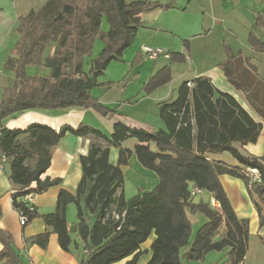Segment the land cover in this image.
<instances>
[{"label": "trees", "instance_id": "1", "mask_svg": "<svg viewBox=\"0 0 264 264\" xmlns=\"http://www.w3.org/2000/svg\"><path fill=\"white\" fill-rule=\"evenodd\" d=\"M157 8L168 6L157 0L129 4L125 0H47L38 10L18 19L14 31L17 40L2 65V70L13 77V84L0 95V157L5 158L7 178L17 191L11 197L12 206L29 221L42 219L48 229L33 237L31 243L45 248L50 232L54 233L63 251H69L72 245L82 247L79 264H114L131 256L126 264H137L144 253L140 247L152 234L155 239L147 264L201 262L208 253L225 249H229V264H244L248 220L237 218L219 176L245 182L261 228L264 159L243 156L232 144H254L262 125L254 123L230 95L215 90L209 80L198 78L191 88L183 83L175 101L159 105V117L166 131L137 129L121 121L113 125L109 137L85 125L63 126L58 131L36 123L22 130L3 126L5 119L27 111L72 108L122 119L115 109L93 98L90 90L115 85L111 82L98 85L97 78L110 62L120 61L130 47L139 27L138 16ZM103 19L108 25L106 32L101 29ZM263 37L264 14L256 13L247 44L257 54L264 55ZM96 40L104 47L91 58ZM224 49L227 60L219 69L264 123V75H258L249 58L233 56L225 44ZM168 60L170 64H182L186 57L172 53ZM141 61V55H136L132 64ZM32 67L44 68L49 74L30 76L26 69ZM171 80V68L166 66L149 78L143 91L150 95ZM214 94L218 95L215 99ZM67 133L92 137L87 155L79 158L81 179L74 195L61 191L54 212L40 216L29 211L21 197L41 194L59 184V179L40 177L50 167L51 149ZM128 139L137 142L133 151L122 147ZM149 144L155 145L156 152L150 150ZM110 148L118 149L116 165L109 162ZM225 152L237 162V167L206 158L207 154ZM132 156L143 169L155 175L157 183L152 190L127 199L122 190L121 167L127 166ZM246 169H256L260 181L249 184L242 174ZM32 184L35 188L30 190ZM192 186L212 196L219 209H213L207 201L192 202ZM68 205L75 208L77 222L72 233L80 240L78 245L68 229ZM196 215H201L205 223L192 237L190 217ZM222 226L225 233L216 239ZM0 245V264L21 263L11 236L1 229Z\"/></svg>", "mask_w": 264, "mask_h": 264}, {"label": "crops", "instance_id": "2", "mask_svg": "<svg viewBox=\"0 0 264 264\" xmlns=\"http://www.w3.org/2000/svg\"><path fill=\"white\" fill-rule=\"evenodd\" d=\"M0 1L5 3L9 2L11 6L9 11L6 10L8 15H6V11L0 7L1 16L5 14V19H7L6 27L2 29V36L6 40L4 50L5 58L8 57V52L12 50L17 40V35L14 31L18 19L28 14L31 10H38L47 0ZM136 1L145 0H125L127 4ZM157 1L164 6H168V8H157L149 12L141 13L138 16L139 27L130 45V47L134 45L137 55H141L142 57V61L133 67V70H137H135L136 72L133 75V82H137V87L139 89L138 93L126 94L128 85H125L123 81L116 82L114 86L95 87L90 90V95L93 98L97 99L104 106L115 109L116 112L122 116V119L118 117H103L92 110L72 108L67 111H27L15 117L5 119L3 121V126L9 130H22L36 123L58 131L63 126L77 128L80 125H85L97 129L102 134L109 137L112 134L113 125L121 121L137 129L166 131L165 125L159 117V105L175 101L177 98V90L181 84L188 83L191 88L193 87L194 80L202 78L209 80L215 90L230 95L249 115L254 123L262 125L257 141L254 144L249 143L242 146L239 143H234L232 145L243 156L264 158V123L261 117L250 107L245 96L241 92L236 91L226 81L222 71L219 69V66L224 64L227 60L224 49L225 44L230 48L233 56L241 55L242 57L249 58L251 63L257 67L258 75L260 77L264 75V55L255 53L247 44L249 31L254 26L256 13L264 14V0ZM101 29L104 32L108 30L105 19L102 21ZM97 47L99 48L98 51H100L101 45L95 42L91 58H95L101 53L96 52L94 55L95 48ZM143 47L162 49L164 52L168 53V55L172 53L184 55L186 57L184 63L187 64L188 70H193L194 72L193 78L191 80H183L185 75L180 71H178L179 74L177 76H174L176 74L173 68H177L179 64H170L168 59L162 57L156 60L147 59L142 53ZM124 53L122 54V59L118 62L123 61ZM87 60L90 61V59ZM145 61L154 62L152 65L153 67L145 76H141L139 67H142ZM166 66H170L171 68V82L156 89V91L150 95L143 93V87L149 78ZM84 69H88L87 64ZM28 70H32V74L27 73L30 76H47L49 74L48 70L41 67L27 68L26 72H28ZM105 71L97 78L98 85L111 82L101 81V77L104 76ZM12 84L13 79L9 75H4L3 84H0V95L4 88L11 87ZM110 92H119V96L117 97L114 95L108 97ZM217 97L218 95L214 94V99ZM194 132L195 130L193 134ZM91 142L92 137L90 136L76 137L67 133L58 141L56 146L51 149L50 167L40 179H59L60 182L41 194L35 193L33 205L35 213L40 216L53 213L56 207L57 197L61 191L74 195L82 175L79 158L87 155ZM136 143L134 139H128L122 143V147L133 151ZM149 148L151 151L156 152L154 144H149ZM117 158L118 149L110 148V164L116 165ZM206 158L209 161L222 162L230 167L238 166L237 162L226 152L219 155L207 154ZM135 168L141 173L142 183L147 179V182H144L147 188L144 186L132 188V196L129 198L139 193L152 190L157 183V179L154 175L142 173L136 165ZM121 171L124 174L125 180V174L129 171V162L127 166L121 167ZM219 181L237 218L239 220H248V244L243 263L264 264V225L261 228L259 227L258 215L248 197L245 182L226 175L219 176ZM135 183L136 185L140 184L137 180ZM34 188L35 184H32L29 189L33 190ZM122 190L125 198H127L124 182ZM15 193H17V191L7 178L6 168L4 169V165L0 164V229L11 236L13 247L21 260L20 264H79L82 257V247L72 245L69 251H63L59 247L57 235L54 233L50 232L45 248L31 243L33 237L43 234L48 229L40 218L29 221L28 224L23 227L20 226L18 212L13 208L11 201V197ZM196 198L198 199L199 197ZM21 201L24 202L23 197H21ZM74 215V206L68 205L66 208V221L68 229L71 227L72 231L77 222ZM200 217V215L190 217L192 225L193 222L202 223V218ZM204 223L205 219L203 224ZM72 231H69L72 235V240L77 245L80 244V240ZM196 231H194L192 227V237ZM224 233L225 227L222 226L219 229V234L216 239L222 237ZM154 239L155 236L152 234L148 240L141 245L140 251L144 253L139 257L137 264H147L150 260V246ZM222 252H226L222 258L224 259L223 263L229 264V249H225ZM210 253L205 256L203 263L209 256H212ZM219 256L220 255L212 256L213 264L218 263L216 259H219ZM131 258L132 256L114 264H126ZM219 261L222 260L220 259ZM182 264L189 263L182 261Z\"/></svg>", "mask_w": 264, "mask_h": 264}, {"label": "rangeland", "instance_id": "3", "mask_svg": "<svg viewBox=\"0 0 264 264\" xmlns=\"http://www.w3.org/2000/svg\"><path fill=\"white\" fill-rule=\"evenodd\" d=\"M0 7L3 8L5 11H9L11 9V6H10V3H5V2H1L0 1ZM7 11L5 12L6 15H8ZM5 14L4 16H1L0 14V84H3V79H4V75L7 76L9 75L12 79L13 77L11 76V74L9 73H6L2 70V64L3 62L6 60L5 57L4 58V50H5V45H6V40L3 38L2 36V32L4 29V27H6V20L5 19ZM96 43H99V45H101V50H102V47H103V43L99 40H96L95 41ZM100 47V46H99ZM99 48H95V53L94 55L100 51H98ZM10 52H8V56H10ZM137 55V52L134 48V45H132L128 50L125 51L124 53V56H123V61L122 62H118V61H113V62H110L105 73H104V76L101 77V81H111L112 83H115L116 85V82H121L123 81L124 84L128 85V90L126 91V94H137L139 89L137 87V82H133V75L134 73L137 71L135 68V70H133V67L135 65L132 64V62L134 61V58L136 57ZM264 57V56H263ZM154 62H150V61H145L143 64H142V67H139V70L141 72V76H145V74L147 72L150 71V69L153 67ZM173 71L175 72L176 75L174 76H177L179 74L178 71L182 72V74L185 75L184 79L183 80H191L194 76V72L193 70H188V67H187V64L186 63H182V64H179L177 66V68H173ZM156 72V71H154ZM28 74H32V70H28L27 72ZM155 74V73H154ZM176 80V79H175ZM178 81V80H176ZM175 81V82H176ZM175 85V84H173ZM171 85V86H173ZM156 91V90H155ZM142 92L144 93V91L142 90ZM119 92H110L108 94V97H111V96H114L116 95L117 97L119 96L118 94ZM153 93V92H152ZM116 98V97H115ZM135 165L138 166V168L140 169V171H142V173H149L151 175H154L152 172L150 171H147L145 169H143L139 163L137 162L136 158L133 156L130 161H129V171L125 174V180H124V185H125V189H126V197L129 198L131 195V189L136 187V186H144L145 188H147V185L144 184V182H147V179L144 180V182L142 183L141 179V173L139 171H137V169L135 168ZM155 177V175H154ZM138 181L140 182L139 185H136L135 181ZM199 200H203V201H207L208 203H211V207L213 209H219L218 208V205L214 202L212 196L210 195H203L201 197H199L198 199L195 197L192 202L194 203H197ZM75 216V215H74ZM201 216V215H200ZM76 218V216H75ZM200 218L201 219V222L202 223H198V222H193V230L196 231L200 226L203 225V222H204V218L201 216ZM226 252H211L210 255H220L219 259L217 258L216 261L218 262L217 264H224V259H222L224 257ZM212 256H209L206 261L203 263V261L201 262H198V263H194L193 261L191 262H188L189 264H213L212 261H213V258ZM222 260V261H219V260Z\"/></svg>", "mask_w": 264, "mask_h": 264}, {"label": "built area", "instance_id": "4", "mask_svg": "<svg viewBox=\"0 0 264 264\" xmlns=\"http://www.w3.org/2000/svg\"><path fill=\"white\" fill-rule=\"evenodd\" d=\"M142 53L147 59H150V60H156L160 57L168 59L169 57L168 53L164 52L162 49H153L150 47H143ZM0 162H1V165H3L5 163V158L0 157ZM242 174L248 180L249 184L257 183L261 179L260 174L256 169H246L242 171ZM205 194H206L205 191L198 189L197 187L192 186L190 188L191 197H194V198L200 197ZM34 198H35V193H29L23 197V201L29 211H34V208H33ZM18 220H19L20 226L22 227L27 225L29 222L28 217L25 216L23 212H18Z\"/></svg>", "mask_w": 264, "mask_h": 264}, {"label": "water", "instance_id": "5", "mask_svg": "<svg viewBox=\"0 0 264 264\" xmlns=\"http://www.w3.org/2000/svg\"><path fill=\"white\" fill-rule=\"evenodd\" d=\"M263 159H264V158H263ZM69 231H72V228H71V227L69 228Z\"/></svg>", "mask_w": 264, "mask_h": 264}]
</instances>
